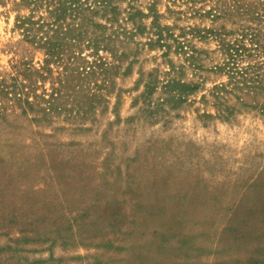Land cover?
I'll list each match as a JSON object with an SVG mask.
<instances>
[{"label":"rangeland","instance_id":"obj_1","mask_svg":"<svg viewBox=\"0 0 264 264\" xmlns=\"http://www.w3.org/2000/svg\"><path fill=\"white\" fill-rule=\"evenodd\" d=\"M87 1L0 0V264H264V0Z\"/></svg>","mask_w":264,"mask_h":264},{"label":"trees","instance_id":"obj_2","mask_svg":"<svg viewBox=\"0 0 264 264\" xmlns=\"http://www.w3.org/2000/svg\"><path fill=\"white\" fill-rule=\"evenodd\" d=\"M29 1L35 4H49L50 6L53 5V13L56 14V16L61 17L60 19L64 20L68 15H72L74 18L78 17L80 14H83L84 10H93L92 4L89 3L87 0H25ZM96 2H101L104 4V6L107 8L110 0H95ZM48 5V6H49ZM113 10H116V6L112 7ZM142 14L146 15L144 12L138 10L135 12V14ZM86 22L92 21L87 15H84L83 17ZM142 26L139 25L138 29H140ZM210 32V31H209ZM159 38L155 41H162V34L158 33ZM221 41H224L223 39H220ZM224 46L226 47L228 58L225 62V65L223 68H225L227 74L229 75V82L227 84H222L220 86H217L216 89L218 91L215 93L216 98L218 99L219 106H222V110L229 111L230 113L234 110V107L231 105H226L223 103L224 97L222 96V92H228V85L229 83L233 84L231 89L236 88H242L247 89L248 91H253L254 94H260L264 92V73H260V71H255V69L260 70V65L257 64H249L248 66H240L237 61V56H239L240 47L235 46L232 43H224ZM264 47V46H263ZM263 65V61H259ZM252 73V74H251ZM166 87H169L170 90L177 89L178 92V99H183L181 96L183 95L181 91L185 92H192L197 88V85L191 84L185 81L180 80H171L168 81L165 85ZM154 88V87H153ZM151 85H148V91H150ZM221 104H224L221 105ZM262 106V112H264V102L259 103ZM224 111L220 110L221 114H225L223 116H226V113ZM228 113V114H230ZM14 217V216H13ZM12 217V218H13ZM14 219V218H13ZM12 221V219H10Z\"/></svg>","mask_w":264,"mask_h":264}]
</instances>
